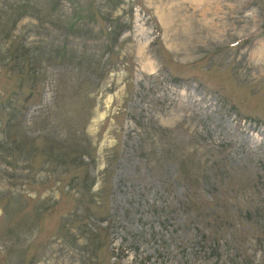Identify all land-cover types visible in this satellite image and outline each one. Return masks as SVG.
I'll use <instances>...</instances> for the list:
<instances>
[{
	"label": "rangeland",
	"instance_id": "374dc122",
	"mask_svg": "<svg viewBox=\"0 0 264 264\" xmlns=\"http://www.w3.org/2000/svg\"><path fill=\"white\" fill-rule=\"evenodd\" d=\"M0 264H264V0H0Z\"/></svg>",
	"mask_w": 264,
	"mask_h": 264
},
{
	"label": "water",
	"instance_id": "95a60500",
	"mask_svg": "<svg viewBox=\"0 0 264 264\" xmlns=\"http://www.w3.org/2000/svg\"><path fill=\"white\" fill-rule=\"evenodd\" d=\"M1 213V212H0Z\"/></svg>",
	"mask_w": 264,
	"mask_h": 264
}]
</instances>
